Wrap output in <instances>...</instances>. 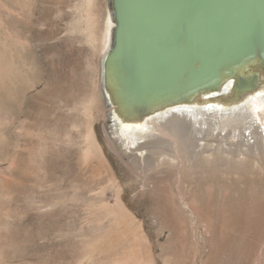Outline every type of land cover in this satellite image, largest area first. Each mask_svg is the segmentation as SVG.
Masks as SVG:
<instances>
[{
    "label": "bare ground",
    "instance_id": "bare-ground-1",
    "mask_svg": "<svg viewBox=\"0 0 264 264\" xmlns=\"http://www.w3.org/2000/svg\"><path fill=\"white\" fill-rule=\"evenodd\" d=\"M106 24L101 67L103 85L99 88L113 108L116 121L111 126L112 135L116 138L114 140L107 134L108 147L129 167L130 174L137 176L132 185L136 193L131 199L146 197V203L151 204L149 208L158 216V227L154 236H160L164 227L168 229L164 243L159 245L160 254L155 256L143 224L124 200L122 182L112 173L105 150L92 125L90 127L87 124L89 128L87 134L85 133L86 147L81 149L79 163L85 171L84 174H87L88 169L89 176L83 178L89 179L88 183L107 182L115 191L114 202L110 204L107 201L105 186L96 193L83 179L85 186L79 189L78 185L74 186L73 180H69L65 175L27 171L24 180L20 177L23 180L19 216L20 236L15 232L5 231L13 224L2 218L6 216L10 219L12 216L8 215L9 208L0 206V264H188L184 259L188 228L196 237L200 236V233L202 235L201 229L204 230L209 243L207 253L202 256L204 258L197 261L195 258L191 264H231L228 253L232 246V224L238 225L237 236L242 237L240 239L249 231L254 234V242L260 241L264 235V196L261 192V179H251V175L247 174L249 170L257 172L253 163L236 162L229 156L244 152L254 156L264 152V68L252 74L248 82L239 77L234 82H228L229 70L234 68L230 65L228 68H231L219 76L220 80L216 86L202 87L186 96L159 100L152 106L144 107V112L139 114L142 109L133 110L123 105L117 95L118 82L107 67L113 50L116 27L112 7ZM1 27L0 25V77H5V74L12 70L21 74L24 72L26 83L30 87L36 86L35 76L31 73L33 62H23L20 65L11 55L15 46H20L24 51L27 49V36H23L25 42L20 41L19 25H5L4 29ZM253 57L264 61L261 55H255L241 59L240 62H251ZM26 87L24 86V89ZM90 95L95 107H98L96 103L100 101L94 99L97 96ZM98 100H101L100 97ZM91 106L89 105L90 108ZM98 111L96 109V112ZM99 113L100 111L97 114ZM233 121L241 122V126L234 125ZM120 127L125 129L126 135L119 134ZM136 127L141 131L134 133L132 129ZM128 129L131 131L128 132ZM3 130V125L0 124L2 155L6 152L4 145L8 144L4 141ZM209 135L216 136L213 140L225 143L216 147L218 151L213 157L206 158L201 154H204L202 152L206 151L208 145L203 144V140ZM248 136L254 138L252 143L248 142ZM65 143L68 148V141ZM10 155L12 162L9 161L10 165H6V168L2 167L1 173L12 176L14 169L9 167L15 158L17 161V155L16 152ZM160 156H163V159L158 158ZM167 157L175 161L171 162ZM230 170L237 172L236 179L229 180L228 176L221 174L222 171ZM67 171L66 167L64 173L67 174ZM102 172H107L109 177L106 178V174L105 177L101 176ZM87 189H90L93 195H86ZM182 205H186L190 214H193L194 222ZM82 209L87 212L84 213ZM106 218L112 221L109 232L101 230L102 222ZM219 218L221 225L217 228L216 220ZM13 219L12 217L11 220ZM193 245L189 246L194 247ZM241 247L248 252V243Z\"/></svg>",
    "mask_w": 264,
    "mask_h": 264
},
{
    "label": "rangeland",
    "instance_id": "rangeland-1",
    "mask_svg": "<svg viewBox=\"0 0 264 264\" xmlns=\"http://www.w3.org/2000/svg\"><path fill=\"white\" fill-rule=\"evenodd\" d=\"M85 1L0 0L1 28L4 29L5 25L10 27H13L15 24L19 25L21 28L19 37L22 38H20V41L25 42V39H23V36L25 35L28 38L25 42L27 44V49L24 51V49L20 48V46H15L11 50V55L13 59L15 58L14 60L20 65L23 62H33L32 64L34 66L31 73L35 76L34 80L36 81V86L30 87V85L25 81V73H16L14 70L5 74V77H0V124L3 125L4 129V141H6V144L8 143L7 146L4 145V148H6V152H4L5 155L0 154V206L2 205L1 207H5V209L9 208L10 211H8V215L9 217L11 215L14 218V222H12V217L9 219L6 218V216L4 218L2 215V219H4V221L7 220L9 223L13 224L11 225L12 228L9 226L10 229L5 231H10L9 233L15 232L18 234V236H20L19 216L22 205L21 189L24 180V174H26L27 171L39 174H49V172H51L54 175L57 174V176L60 174L61 176L65 175V177H69V180H73L74 186L78 185L77 187H79V189L80 187H84L85 183L87 182L89 188L96 191V193L97 191L101 190L103 186H105L107 201L110 204L114 202L115 191L113 187L108 185L107 182L100 183L97 181H90L92 184L90 182L89 184V179H84L86 176H89L87 175L89 173L88 169L86 171L87 174H84L85 171L82 170V167L79 163L81 149L86 147L85 133L87 134V130L89 128L88 125L90 127L92 125V129L94 130L98 141L102 145L109 159L112 173L120 182H122L121 184L123 185L125 191L124 200L131 212L143 224L144 230L149 241L151 242L150 244L154 254L156 257H158L160 254L159 245L164 243L165 236L168 234V229L164 227L161 229L162 232H160V236H154L156 227H158V216L153 213L151 208H149L151 204L146 203V197H137L131 199V197H134L133 195L136 193L132 185L134 183V179L137 178V176L134 173L130 174L129 167L125 166L126 164L123 162V160L116 156L115 153L108 147L107 134L112 136V139L114 140L116 138V136L112 135L111 132V126L112 124H115L116 121L114 119L113 108L109 103V105L107 104L108 101L103 97L102 89L99 87H101V84L103 85L101 74V67L104 58L103 41L107 27L106 23L107 20H109L111 1ZM89 27H91L93 30ZM84 29L89 30L86 31ZM87 33L91 37L88 36ZM90 40H93V42ZM99 45L102 47V49L99 47ZM263 68L264 61H260L259 58L256 57H253L251 62L241 61L239 64H235L234 68L229 70L230 74L228 82H234L236 79L238 80V77L248 82L252 74H255V72H258ZM24 86L27 87L24 89ZM90 94H95L93 97L97 96V98L95 97L94 99L100 101L99 103L101 106L99 103H96L99 108L95 107L93 102L94 100ZM99 97L101 100L103 98V100H98ZM92 104H94V106ZM89 105H92L95 110L92 106L90 108ZM96 109L100 111L99 114H97L99 111L96 112ZM72 114H74V116ZM82 114H86V116L84 117ZM240 123L241 122L238 123L233 121L234 125L237 124L241 126ZM120 128L118 131L120 132L119 134L126 135L125 129ZM133 130L134 133L139 130L141 131V129H138V127L132 129V131ZM130 131L131 129H128V132ZM215 137L216 136L209 135L206 137V140H203V144H208L206 145V151L202 152L204 154H201L203 157H213L216 151H218L216 150V147L218 145L221 147L225 143H219L213 140ZM66 141L69 143V145H67L69 149L65 147ZM253 141L254 138L248 136V142L252 143ZM13 152H16L17 161L15 158L11 167H9L11 170L14 169L12 173L13 175L9 176L4 172L1 173V169H3V166L6 168L8 165H10V162H12V156L10 154ZM229 156L233 157L234 161L236 162L253 163L255 166V171L257 172L249 170L247 174L249 176L251 175V179H261V192L264 196V152L254 156L247 152L236 154L234 156L229 154ZM158 158L163 159V156ZM167 158L170 159L171 162L175 161L169 157ZM66 167L68 168L67 174L64 173L66 171ZM230 171H222L221 174L223 176H228L229 180L236 179L238 176L237 172L235 173L233 170L231 172ZM105 174L106 178L109 177L107 172H102L101 176L105 177ZM20 177L23 180H21ZM82 179L86 182H82ZM90 189H87L88 191L86 192V195L88 196L93 195ZM94 205L96 206L97 204ZM95 206L92 205V207ZM182 207L184 210H186L191 221L194 222L193 214H190L188 208H186L187 206L182 205ZM82 210L84 213L87 212L84 209ZM216 221V226L219 228L221 225L220 218ZM101 228V230L105 232L111 231V219H104ZM231 228H233V231H231L233 234L231 237L233 238L232 246L228 253L230 263L264 264V235L260 241L254 242L253 232H247L245 234L246 236L243 239H240L242 237L237 236L238 225L232 224ZM186 231L188 233V239L186 238L185 240L187 244L184 245V259L187 260L188 264H191L194 262L195 258V261H197L199 258H204L202 256H205L207 253L209 249V243L204 230L201 229L202 235L200 233V236L197 237L191 231V229L188 228ZM244 243H248L249 249L247 253L241 247V245ZM189 245H193L195 248L190 247ZM188 246L191 248V250ZM43 253H46V251H43ZM194 253L198 256H196Z\"/></svg>",
    "mask_w": 264,
    "mask_h": 264
},
{
    "label": "water",
    "instance_id": "water-1",
    "mask_svg": "<svg viewBox=\"0 0 264 264\" xmlns=\"http://www.w3.org/2000/svg\"><path fill=\"white\" fill-rule=\"evenodd\" d=\"M110 1L116 27L107 67L123 105L139 114L216 86L241 59L264 58V0Z\"/></svg>",
    "mask_w": 264,
    "mask_h": 264
}]
</instances>
